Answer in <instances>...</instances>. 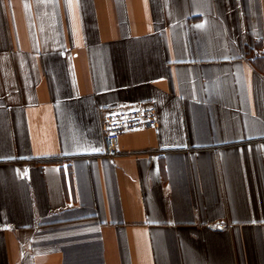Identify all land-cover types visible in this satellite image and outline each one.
Returning <instances> with one entry per match:
<instances>
[{
	"label": "crops",
	"instance_id": "crops-1",
	"mask_svg": "<svg viewBox=\"0 0 264 264\" xmlns=\"http://www.w3.org/2000/svg\"><path fill=\"white\" fill-rule=\"evenodd\" d=\"M0 264H264V0H0Z\"/></svg>",
	"mask_w": 264,
	"mask_h": 264
},
{
	"label": "built area",
	"instance_id": "built-area-1",
	"mask_svg": "<svg viewBox=\"0 0 264 264\" xmlns=\"http://www.w3.org/2000/svg\"><path fill=\"white\" fill-rule=\"evenodd\" d=\"M159 124V111L155 104L111 109L102 117L104 153L113 158L120 153V137L129 132L155 128Z\"/></svg>",
	"mask_w": 264,
	"mask_h": 264
}]
</instances>
